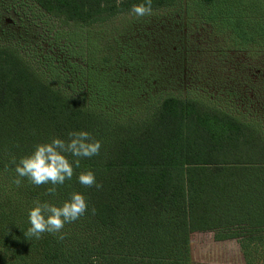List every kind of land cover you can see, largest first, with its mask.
Wrapping results in <instances>:
<instances>
[{
	"label": "trees",
	"instance_id": "16d2710c",
	"mask_svg": "<svg viewBox=\"0 0 264 264\" xmlns=\"http://www.w3.org/2000/svg\"><path fill=\"white\" fill-rule=\"evenodd\" d=\"M34 1L64 23L83 26L130 12L139 2ZM176 2L152 0V10ZM200 2L204 17L228 29L242 48L264 41V18L248 20L242 0ZM99 79V98L112 101L118 92L104 90ZM123 120L81 105L48 83L14 45H0V264H194L196 232L237 240L247 264H264V126L173 94L163 95L145 119ZM70 129L89 130L101 149L81 159L54 199L81 191L95 212L66 224L62 240L48 233L29 240L23 232L28 209L50 197L47 185H13L11 158ZM84 170L96 174L99 189L76 182Z\"/></svg>",
	"mask_w": 264,
	"mask_h": 264
},
{
	"label": "rangeland",
	"instance_id": "374dc122",
	"mask_svg": "<svg viewBox=\"0 0 264 264\" xmlns=\"http://www.w3.org/2000/svg\"><path fill=\"white\" fill-rule=\"evenodd\" d=\"M251 1L242 0L246 18H264V0ZM204 14L200 0H177L144 17L126 12L83 26L64 23L34 0H0V45H14L81 105L123 121L145 119L173 94L264 126V41L242 48ZM99 77L104 90L118 92L112 101L99 98ZM191 253L194 264H247L237 240L216 241L213 232L194 233Z\"/></svg>",
	"mask_w": 264,
	"mask_h": 264
},
{
	"label": "clouds",
	"instance_id": "9594fccd",
	"mask_svg": "<svg viewBox=\"0 0 264 264\" xmlns=\"http://www.w3.org/2000/svg\"><path fill=\"white\" fill-rule=\"evenodd\" d=\"M129 11L136 17L150 15L152 0H139L131 5ZM100 149L101 142L94 139L89 130L70 129L63 137L53 136L36 143L29 153L11 158L14 172L11 183L17 188L25 180L37 187L47 185L44 194L50 197L33 203L28 209V227L23 230L27 239L39 240L42 234L48 233L62 240V229L66 224L77 221L86 212H95L81 191H72L61 202L54 197L59 186L72 181L74 170L80 168L81 159L99 155ZM76 182L86 188L101 187L91 170L80 171L76 175Z\"/></svg>",
	"mask_w": 264,
	"mask_h": 264
}]
</instances>
